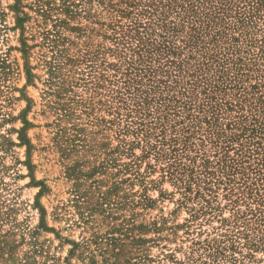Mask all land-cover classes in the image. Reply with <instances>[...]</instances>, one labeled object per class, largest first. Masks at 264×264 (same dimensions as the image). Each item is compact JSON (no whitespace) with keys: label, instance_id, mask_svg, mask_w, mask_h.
I'll list each match as a JSON object with an SVG mask.
<instances>
[{"label":"rangeland","instance_id":"obj_1","mask_svg":"<svg viewBox=\"0 0 264 264\" xmlns=\"http://www.w3.org/2000/svg\"><path fill=\"white\" fill-rule=\"evenodd\" d=\"M263 130L264 0H0V264H264Z\"/></svg>","mask_w":264,"mask_h":264},{"label":"trees","instance_id":"obj_2","mask_svg":"<svg viewBox=\"0 0 264 264\" xmlns=\"http://www.w3.org/2000/svg\"><path fill=\"white\" fill-rule=\"evenodd\" d=\"M264 131V130H263ZM207 163V161L204 160V164ZM209 191V190H208ZM210 192V191H209ZM263 200V198L259 197L258 201ZM208 203V201H207ZM264 203V202H263ZM224 223V222H222ZM217 241H205L204 243H201L200 246L203 249V251L207 252V258L208 260L202 264H219V259L222 257H226L225 253L223 250L228 249L229 251H235L237 248L236 246H219V243L216 244ZM248 245L249 247L256 248L257 246L255 244H245ZM225 248V249H224ZM247 255V254H246ZM248 258H250V255L248 254ZM228 264H237L235 259H230L227 261ZM241 264V262H239Z\"/></svg>","mask_w":264,"mask_h":264}]
</instances>
